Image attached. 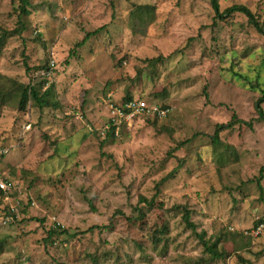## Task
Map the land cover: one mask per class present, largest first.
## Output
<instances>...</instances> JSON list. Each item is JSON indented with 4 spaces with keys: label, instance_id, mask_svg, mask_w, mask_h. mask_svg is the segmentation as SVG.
Returning <instances> with one entry per match:
<instances>
[{
    "label": "rangeland",
    "instance_id": "1",
    "mask_svg": "<svg viewBox=\"0 0 264 264\" xmlns=\"http://www.w3.org/2000/svg\"><path fill=\"white\" fill-rule=\"evenodd\" d=\"M28 1L0 0V172L20 191L0 196V264H264V235L245 234L264 218V35L211 0ZM218 2L264 24V0ZM29 86L51 105L21 110ZM135 98L171 117L110 132ZM234 114L253 127L214 146Z\"/></svg>",
    "mask_w": 264,
    "mask_h": 264
},
{
    "label": "trees",
    "instance_id": "2",
    "mask_svg": "<svg viewBox=\"0 0 264 264\" xmlns=\"http://www.w3.org/2000/svg\"><path fill=\"white\" fill-rule=\"evenodd\" d=\"M20 3H21V6H20L21 7V14L23 16H29L30 12L27 10V7L29 5V1L28 0H20ZM211 3H212V7H213L215 14H216V16H215L216 20H219V19L223 20L226 17H231L234 14H243L244 16H246L249 19L250 25H252L260 34L264 35V24H261L260 21H258L257 18H255L254 14L247 7L239 5V6H233L231 8H228L225 11H221L218 0H211ZM3 36L5 37V36H7V34L4 33ZM89 36H90V34L87 35V37L79 45L82 46L85 42H87ZM51 92H52V89L50 87L46 90V92L44 93V96H43V95H40V92L37 88H35L33 86L27 87L26 90L24 91V94L22 97L20 109L24 110L25 106L27 105L29 100H34L36 102V105H38L39 108H41V109L49 107L51 104L48 102L46 97H48L51 94ZM130 100H132V99H129V101ZM263 104H264V92H263L262 97L259 99V101L256 104V111L258 113L259 120H261V121H264V110L262 108ZM171 114L172 113H170L169 116L167 117L168 119H169V117H171ZM238 125H246L249 128H252L253 127V121L242 120L237 116V114H234L228 123L216 125V131H215L214 136L212 137V144L216 147L217 146L221 147L223 145V142L220 139V133L223 131H226V130L233 131L234 128ZM110 132H114V129H111ZM225 146L228 147V145H225ZM0 174H2V173L0 172ZM172 176L173 175L168 176V177H172ZM3 178L7 179V176L4 175ZM261 179H262V176L258 180L259 184H261ZM17 194H19V193L14 192V193H11L10 196L12 198H15L16 196H18ZM1 197H4V195H1ZM17 204L20 207L22 205V202L17 201ZM140 204H145L147 207H151V208L156 206L154 199L152 201H149L146 198H142L140 200ZM136 209H137L136 211H137L138 215L135 216L134 218L133 217L128 218L129 222L133 221L134 219L136 221H140L145 217V213L143 212V210L141 208H136ZM183 213H184L183 219H184V222H185L187 228L192 230L193 232L197 233V236H198L200 242L202 243L203 247L205 248V250L208 253H211V255L213 257H216V256L222 257V254H217V253L213 252V250L211 248V244H210L211 241L206 239L205 232H202V233L197 232L198 227L191 219V211L187 208H183ZM7 216H11L12 219L17 218V215L14 213H11L9 208L7 211ZM260 221H264V218L260 219ZM255 224L257 225L258 221ZM98 229H99V227H98ZM63 233H66V231H64ZM161 233L164 234L165 232L162 231ZM58 234H59V232L52 228L48 232V238H53V237L57 236ZM159 242H160L159 238L154 240L155 244H157Z\"/></svg>",
    "mask_w": 264,
    "mask_h": 264
},
{
    "label": "built area",
    "instance_id": "3",
    "mask_svg": "<svg viewBox=\"0 0 264 264\" xmlns=\"http://www.w3.org/2000/svg\"><path fill=\"white\" fill-rule=\"evenodd\" d=\"M51 65L54 67V63ZM110 111L111 114L107 123V129L113 128L116 132L122 126L130 125L138 117L152 116L164 120L171 113L169 107L150 105L145 100L139 98L132 99L119 107L112 106ZM8 153V149H0L1 155H7ZM3 176V174H0V196L4 195V198L8 199L11 193H20L18 184L8 178H3ZM245 234L252 239H258L263 236L264 221L258 220V224L251 227Z\"/></svg>",
    "mask_w": 264,
    "mask_h": 264
}]
</instances>
